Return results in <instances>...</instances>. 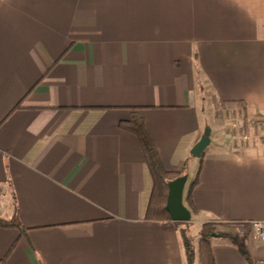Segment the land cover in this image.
<instances>
[{
	"label": "crops",
	"instance_id": "obj_1",
	"mask_svg": "<svg viewBox=\"0 0 264 264\" xmlns=\"http://www.w3.org/2000/svg\"><path fill=\"white\" fill-rule=\"evenodd\" d=\"M131 121L199 226L264 221V0H0V264H186Z\"/></svg>",
	"mask_w": 264,
	"mask_h": 264
},
{
	"label": "trees",
	"instance_id": "obj_2",
	"mask_svg": "<svg viewBox=\"0 0 264 264\" xmlns=\"http://www.w3.org/2000/svg\"><path fill=\"white\" fill-rule=\"evenodd\" d=\"M130 133L136 135L140 141L142 150L145 155L146 163L153 178V191L150 199V204L147 211V220L151 221H169L170 214L166 211L167 199L169 194V183L183 176L184 171L169 172L166 171L158 150L143 123L139 121H131L129 125L124 126ZM198 184V174L195 181L191 185V189ZM186 202L192 215H197V211L191 199V190L189 191ZM177 232L180 236L184 249L186 264H196L198 258L199 264H215L212 254L211 241L213 238L224 237L234 244L242 255L249 260L247 251V240L251 236L252 227L250 224H233V227H239L244 231L243 236L238 234H220L218 233V224L205 223L199 227L198 247H196L193 237L191 236V222L180 223L174 222ZM17 224L8 225L0 220L1 227L16 226Z\"/></svg>",
	"mask_w": 264,
	"mask_h": 264
},
{
	"label": "water",
	"instance_id": "obj_3",
	"mask_svg": "<svg viewBox=\"0 0 264 264\" xmlns=\"http://www.w3.org/2000/svg\"><path fill=\"white\" fill-rule=\"evenodd\" d=\"M211 129H206L204 136L192 149L191 155L200 159L211 143ZM186 177L182 176L169 183V194L166 211L170 214L173 222L188 223L192 220V213L184 203V191Z\"/></svg>",
	"mask_w": 264,
	"mask_h": 264
},
{
	"label": "built area",
	"instance_id": "obj_4",
	"mask_svg": "<svg viewBox=\"0 0 264 264\" xmlns=\"http://www.w3.org/2000/svg\"><path fill=\"white\" fill-rule=\"evenodd\" d=\"M250 134L247 133L245 135V138H249ZM250 226L252 227V232L250 238H252L255 242L258 243H264V221H255L250 223ZM244 231L242 229H239L238 235L243 236Z\"/></svg>",
	"mask_w": 264,
	"mask_h": 264
},
{
	"label": "rangeland",
	"instance_id": "obj_5",
	"mask_svg": "<svg viewBox=\"0 0 264 264\" xmlns=\"http://www.w3.org/2000/svg\"><path fill=\"white\" fill-rule=\"evenodd\" d=\"M212 112V111H211ZM241 137V136H240ZM199 224L195 222L194 219L191 220V236L193 237V240L195 242L196 247H198V241H199V235H198V231H199ZM219 231H226L228 234L233 233V234H238V231L236 232H231V231H227V230H218V233H220ZM223 234V233H220ZM241 237V236H240Z\"/></svg>",
	"mask_w": 264,
	"mask_h": 264
}]
</instances>
